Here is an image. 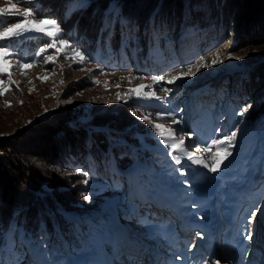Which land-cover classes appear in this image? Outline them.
Wrapping results in <instances>:
<instances>
[{
    "label": "trees",
    "instance_id": "trees-1",
    "mask_svg": "<svg viewBox=\"0 0 264 264\" xmlns=\"http://www.w3.org/2000/svg\"><path fill=\"white\" fill-rule=\"evenodd\" d=\"M72 1L27 0L24 7H31L37 19L57 21L60 31L53 35L67 44H57L52 51L58 54L57 59L67 60L69 49L74 56V50H79L87 62L71 63L75 67L93 65L109 73L130 66L134 73L151 79L177 68L176 64L159 71L172 62L189 64L188 58L175 53L179 38L183 43L193 37L196 46L230 39L229 52L238 54L245 68L225 77L221 85L239 88V102L228 100L225 107L231 124L238 119L243 123L237 148L221 171L223 177L207 175L199 168L189 169L184 176L176 171L181 167L175 161L169 163L168 148L161 143L154 124L178 120L185 105L180 107V96L195 93L182 82L177 96L173 94L170 100L163 92L155 105L129 96L126 102L114 105L107 101L94 111L59 108L26 126H16L11 134L0 136V264H20L25 259L29 264H67L69 256L94 250L90 239L107 235L105 227L113 224L112 218L141 204L138 196L133 202L127 200L134 182L140 192L154 193L158 185L149 181L150 172H156L158 180L165 176V169L167 175L174 173L176 199L189 202L191 209L195 208L193 202L203 201H196L191 192L182 197L183 190L211 189L217 180L213 200L220 213L240 208L241 200L247 201L245 208L251 205L260 184L258 177L264 175V60L248 58L255 48L264 53V0H84L87 4L83 7L67 11ZM26 39L37 48L49 44L52 37ZM186 44L182 52L190 48ZM21 57L23 62H33L30 53ZM159 84L153 82V87L159 89ZM246 107L248 111L240 116ZM212 110L213 106L208 108L210 113ZM145 115L152 123L143 119ZM225 128L230 130L228 124ZM192 138L200 142L198 133ZM136 162L140 170L125 176L123 171ZM91 179L99 183L91 185ZM117 182L118 189L114 187ZM230 183L242 186L243 196L236 204ZM204 203L208 206L209 202ZM243 214L233 217V222H241ZM105 243L103 240L102 245Z\"/></svg>",
    "mask_w": 264,
    "mask_h": 264
},
{
    "label": "rangeland",
    "instance_id": "rangeland-1",
    "mask_svg": "<svg viewBox=\"0 0 264 264\" xmlns=\"http://www.w3.org/2000/svg\"><path fill=\"white\" fill-rule=\"evenodd\" d=\"M12 2L17 3L20 8L27 4V0H12ZM86 4L87 2L84 0H73L68 5L67 11L83 7ZM8 6V0H0V7ZM32 7L36 8L34 5ZM14 12V9H10L8 14L0 16V21L3 22L0 31L9 26L10 22H23L25 19H31V17L25 18L14 15ZM4 17L7 19L3 20ZM104 26L105 24L102 28ZM40 27L42 29L51 28L50 25H40ZM53 34L56 33L53 32ZM38 35L48 36L44 32H23L18 37L10 36L0 41L5 45H11L10 55L4 58L9 61L8 64L3 65L7 71L0 74L4 79V83L0 85V92H3L0 95V136L10 133L11 129L16 128V126L18 128L26 126L36 118L49 116L59 108L70 107L71 110H76L78 113L90 109L94 111V109L102 107L101 105H104L107 101L114 103V105L126 102V97L129 100V96L134 97L139 103L155 105L153 103L159 99L157 97H160L164 92L161 90L162 88L175 91L168 95L165 93V96H168L171 100L173 94L176 96L179 94L177 90L178 87H182L181 82L193 89L195 93L189 97H185V94L180 96V107L185 104L183 111L178 115L180 123L175 125L172 121L165 120L163 122L165 136L168 135L169 130L174 129L175 136L182 138L184 145L189 146L195 143L200 146L201 151L195 153L197 157H201L206 163H212L211 157L213 155H224L223 152L218 153L216 150L217 147L223 146H213L211 152H203V147L210 145L212 140L221 138L232 129L237 130L238 136V132L243 126L240 119L231 124L229 112L225 108L228 100L239 102L238 86L231 85L229 88L221 86L225 77L231 76L238 70L242 72L245 69L240 63L241 59H237L238 54L235 55L229 52L230 39L220 43H211L208 46H196L193 37H188V40L184 39L183 43H181L182 39L179 38L176 42L179 48L174 49L175 53L182 54L183 58H188L189 64L183 63L180 65L179 62H172L168 67L159 70L161 72L176 66V64L178 66L162 74L165 80L159 84L160 88L157 89L153 87L151 79L147 76L140 79L143 76L134 73L133 68L130 66L109 73L101 72L93 65L81 66L80 64L78 67L72 66L71 63L75 62L77 64L80 59L78 56H74L70 49V59L66 60V57L57 59L58 54L52 51V47L48 48V44L32 48V42L26 38ZM185 44L187 47L189 45L190 48L182 52ZM27 47L30 49L28 50ZM41 48H45V52L39 53ZM190 51L194 53L193 56H191ZM27 53H30L33 57L32 66L27 69L19 68L18 65L23 63L21 56H26ZM49 55L51 60L48 59ZM248 56L250 61L253 62L259 61V59L264 60L263 51L258 52L257 48L253 49ZM96 59L97 54L95 55ZM201 59L208 65L207 67H200ZM213 60H217V63L213 64ZM190 65L193 66L192 75L173 84L167 83L172 75L187 72ZM82 68L83 70H81ZM141 85L145 87L141 90L139 96L136 92L131 91L140 88ZM204 85L209 86L205 88ZM153 93H155L154 96ZM212 106L213 110L210 113L208 108ZM227 124L230 126V130L226 131ZM195 132L200 135V142L193 141L192 134ZM237 141L236 138L235 146L231 149L233 156L237 148ZM189 150L193 149L189 148ZM168 152H170L169 149ZM231 159L232 155L224 160L220 166V171L211 173L215 177L216 175L217 177L225 176V173L221 174V171ZM169 163L174 164L171 154H169ZM179 166L184 171L199 168L204 169L207 175L209 173L208 169L202 164H195L187 159H183ZM139 170L140 165L136 162L130 170L123 172L125 176L130 177L131 172L136 175ZM165 171L166 178H164L165 176L163 178L167 182H164L163 178L158 180L155 176L156 172L149 173V181L151 180V182L158 185V187H154L153 194L150 192L148 195L146 192H140L137 188L138 182H134V185L130 187L131 189L129 188V199L127 200L133 202L138 196L142 200L147 199L148 202L142 203V200H140L141 204L137 203L138 208L132 209L130 212L123 210L119 218H112L113 224L105 227L107 235L90 239L94 250L80 256L73 254L67 258L66 263L119 264L124 262L123 258L134 256L135 252H138V255H136L139 261L143 262L141 264H152L151 262H154L155 259H150L147 252L154 251L155 254H161L158 258L165 264H175L176 262H180V264H215L217 259L220 260V264H264V175L258 177V183L260 184L256 199L251 205L245 208L247 201L241 200L240 208L238 206L237 208L234 207V210L230 208L220 213L213 200L217 195L213 190L217 180L211 189L190 188L183 190L182 197L191 192L196 201H203L193 202L195 208L191 209L192 206L189 205V202H178L176 199L178 183L175 182V174H171L170 171L167 175V170L165 169ZM134 179L136 180V178ZM218 182L222 183L223 181L218 180ZM89 183L97 185L99 182L91 179ZM119 184L117 182L114 187L118 189ZM228 188L230 191L235 192L237 195L235 204L238 203L243 196L240 193L242 186L235 187L230 183ZM116 194L118 193H115L112 197H116ZM121 199L119 202L123 203ZM204 201L209 202L208 206H205ZM254 210L256 215L249 228L247 218ZM241 212L244 213L242 221L233 222L232 219L237 214L239 215L238 218H241ZM72 215L73 213L70 214V216ZM165 221H168V223ZM157 223H162V226H158ZM246 228L252 234L251 240L244 239V236L247 235ZM177 230L182 232L185 235L184 238H186V241L179 242L180 246L179 244L174 245L172 242H167L169 237ZM223 232H225L224 235H222ZM103 240L104 243L106 242L104 246L102 245ZM107 245L110 249H107ZM193 245L195 246L193 247ZM122 250H124L125 255L120 254ZM134 258L130 264H136ZM20 264H29V261L25 259Z\"/></svg>",
    "mask_w": 264,
    "mask_h": 264
},
{
    "label": "snow or ice",
    "instance_id": "snow-or-ice-1",
    "mask_svg": "<svg viewBox=\"0 0 264 264\" xmlns=\"http://www.w3.org/2000/svg\"><path fill=\"white\" fill-rule=\"evenodd\" d=\"M8 7H0V16H4L9 13L10 9H14L15 12L13 13L14 15H20L25 18L31 17V19H25L23 22H10L9 26L4 27L3 31H0V41H3L7 37H18L20 36L23 32H44L46 35L49 37H52L50 43L47 45L48 48L55 47L57 44L60 46H65L67 42L62 38L59 37L57 38L56 36L53 35V32L59 33L60 27L54 19H37L32 10L31 7L25 6L23 8H20L17 6V3H13L12 0H8ZM40 25H50V29H42ZM0 26H3V22L0 21ZM11 45H5L3 43H0V74L4 73L7 71V69L3 66L8 64V60L4 59L5 57H8L10 55L9 49ZM58 51V49H57ZM75 51V56H78L82 62H87L85 61V56L79 51V50H74ZM45 52V48H41L39 50V53ZM38 53V55H39ZM48 59L51 60V56H48ZM237 59H239L237 57ZM213 64L217 63V60L212 61ZM32 66L31 63L28 62H23L18 65L19 68L27 69ZM208 65L204 63L203 59H201L200 62V67H207ZM192 65L188 66L187 72H180L177 73L176 75H172L170 79L167 80L168 84H173L178 80H181L187 76L192 75ZM83 70V68L81 69ZM144 77H140V79H143ZM154 83L159 84L165 80V77L163 75L160 76H153L151 77ZM10 80V77H9ZM63 82V81H62ZM4 83V79L2 75H0V85ZM144 85H141L140 88L138 89H133L131 91H134L137 93V95H140L141 90L144 88ZM162 91L165 93H168L171 91L168 88H162ZM3 92H0V95H2ZM153 96L155 93L152 94ZM159 98V97H157ZM69 103L71 101H68ZM248 111V108H244L241 110L238 114L240 116H244V114ZM158 118H163L158 117ZM143 119L148 122L152 123V120L149 118V115H145ZM174 123H180L179 120L173 119ZM154 128L157 130V135L161 137V143H163L169 150V154L172 156V160L175 161L176 164H181V161L183 159H187L189 161H192L195 164H202L205 168L208 169L209 172L212 173H217L220 171V166L223 164L224 160H226L229 156L233 155L231 149L235 146L234 142L237 138V130H232L229 133L223 135L221 138L214 139L212 140L210 145H205L203 147V152H211L213 146H223V147H217V152H223V156H218V155H213L211 157L212 163H206L204 159L201 157H197L195 155L196 152L201 151L200 146L196 145L193 143L192 145L186 146L184 145V141L182 138L176 137L175 136V130H169L168 135L165 136V130L163 128L162 124L156 123L154 124ZM171 137V139H169ZM189 148L193 150H189ZM181 175L187 176L188 173L184 171L182 168L177 169ZM84 183H87V180L84 181ZM187 183V181H185ZM87 199V197H85ZM256 215V211L254 210L252 213L249 214V217L247 218V225L250 228L252 221ZM247 235L244 236V239L246 240H251L252 239V234L248 229L246 228ZM195 245H193L194 247ZM215 264H220V260L217 259L215 261Z\"/></svg>",
    "mask_w": 264,
    "mask_h": 264
},
{
    "label": "bare ground",
    "instance_id": "bare-ground-1",
    "mask_svg": "<svg viewBox=\"0 0 264 264\" xmlns=\"http://www.w3.org/2000/svg\"><path fill=\"white\" fill-rule=\"evenodd\" d=\"M153 218H155V217H153ZM184 237H185V236H184ZM122 253H123V252H121L120 254H122ZM123 254L125 255V253H123ZM159 255H161V254L158 253V254L156 255V257L159 256ZM128 256H129V255H128ZM134 256H136V254H134ZM129 257H130V256H129ZM216 258H217V257H216ZM135 260L137 261L138 264L141 263V260L139 261L138 256H136ZM115 263H117V262H115ZM123 263H124V262L119 263V264H123ZM147 263H148V262H147ZM151 263L153 264L154 262H151ZM155 264H156V263H155Z\"/></svg>",
    "mask_w": 264,
    "mask_h": 264
}]
</instances>
